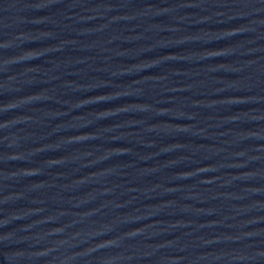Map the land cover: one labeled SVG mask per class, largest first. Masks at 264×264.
Masks as SVG:
<instances>
[{
  "label": "water",
  "instance_id": "obj_1",
  "mask_svg": "<svg viewBox=\"0 0 264 264\" xmlns=\"http://www.w3.org/2000/svg\"><path fill=\"white\" fill-rule=\"evenodd\" d=\"M0 264H264V0H0Z\"/></svg>",
  "mask_w": 264,
  "mask_h": 264
}]
</instances>
